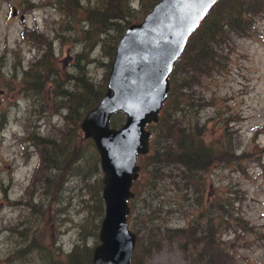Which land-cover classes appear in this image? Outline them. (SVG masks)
Here are the masks:
<instances>
[{
  "label": "rangeland",
  "instance_id": "obj_1",
  "mask_svg": "<svg viewBox=\"0 0 264 264\" xmlns=\"http://www.w3.org/2000/svg\"><path fill=\"white\" fill-rule=\"evenodd\" d=\"M153 2L124 0L115 10V0H0V264H68L77 247L78 261L92 258L105 213L104 172L81 128L83 113L68 118L69 100L85 90L104 96L120 38ZM198 89L208 105L194 100L186 112L201 109L206 141L231 153L192 184L179 165L149 159L152 138L138 159L128 224L145 247V233L166 239L135 264H189L168 229L195 220L203 229L209 212L232 264H264V15L236 38L227 69ZM50 140L76 149L70 167L41 169L40 149ZM225 217L230 226L218 228Z\"/></svg>",
  "mask_w": 264,
  "mask_h": 264
},
{
  "label": "water",
  "instance_id": "obj_2",
  "mask_svg": "<svg viewBox=\"0 0 264 264\" xmlns=\"http://www.w3.org/2000/svg\"><path fill=\"white\" fill-rule=\"evenodd\" d=\"M219 0H160L120 38L100 102L82 120L100 154L105 213L92 264H131L137 233L128 224L140 155L147 154L171 90L170 76L191 35ZM126 119L112 126V117Z\"/></svg>",
  "mask_w": 264,
  "mask_h": 264
},
{
  "label": "trees",
  "instance_id": "obj_3",
  "mask_svg": "<svg viewBox=\"0 0 264 264\" xmlns=\"http://www.w3.org/2000/svg\"><path fill=\"white\" fill-rule=\"evenodd\" d=\"M157 1L160 0H154L151 6L153 7ZM126 5L124 0H115L114 9L118 10L119 7H126ZM263 15L264 0H219L199 28L191 35L185 51L175 64L170 76L171 90L161 110L160 120L153 124L156 126L157 134L152 140L148 157L154 164L161 166L163 163L167 165L175 163L184 169L183 176L186 181L196 184L200 176L207 172L215 161H221L231 153L228 145L221 141L218 144L206 141L204 135L207 126L202 122L201 109L208 105V102L198 87L204 78L227 69L232 45L236 38L248 35L258 17ZM101 98L102 94L93 98L87 90L70 98L68 118L74 115L79 120L81 113L85 117ZM194 100L203 102L201 109L187 113L186 109L190 111L195 105ZM79 106L85 110L82 109L79 112ZM121 117H124L123 112H117L112 117V124H117ZM42 144L40 152L44 165L41 169L45 166L50 172L57 169L61 171L66 163L70 167L72 160L77 158L76 153H73L76 149H70L67 142H65L67 148L63 147L59 140H50ZM100 201L103 200L100 198ZM205 219L202 221L203 229L198 227L199 221L195 220L185 228L168 229L167 236L172 242H177L186 253L189 264H232L229 248L227 249L224 242L216 237L217 226L214 225L211 212L207 213ZM241 224V220L235 218V225ZM225 226H230V220L227 217L220 221L218 228L222 229ZM201 229L203 235L199 233ZM144 237L149 246L145 247V240L138 238L131 264H135L139 255L146 257L154 243L161 246L162 241L166 239L162 238L165 236L157 234L148 236L145 233ZM77 248L70 254L68 264H80L86 259L92 262L91 254H88L85 260L82 258L78 261Z\"/></svg>",
  "mask_w": 264,
  "mask_h": 264
}]
</instances>
